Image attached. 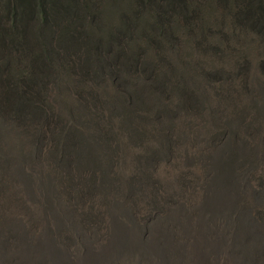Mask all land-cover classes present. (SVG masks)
<instances>
[{"label": "trees", "instance_id": "trees-1", "mask_svg": "<svg viewBox=\"0 0 264 264\" xmlns=\"http://www.w3.org/2000/svg\"><path fill=\"white\" fill-rule=\"evenodd\" d=\"M104 50L113 94L68 102L61 79ZM156 121L221 127L217 176L166 158V181L124 148ZM0 137L30 204L0 198V264L25 243L39 264H264V0H0ZM224 154L261 166L226 180Z\"/></svg>", "mask_w": 264, "mask_h": 264}, {"label": "rangeland", "instance_id": "rangeland-1", "mask_svg": "<svg viewBox=\"0 0 264 264\" xmlns=\"http://www.w3.org/2000/svg\"><path fill=\"white\" fill-rule=\"evenodd\" d=\"M106 13H115L113 12L114 7L110 6L107 8L106 6ZM105 53V54H104ZM114 52H109L104 50L102 55L97 56L92 61L84 62L83 66V74L81 78L77 75H66L65 79H61L59 83V88L62 90L63 97L68 102L79 100L82 97L85 99V96L88 97V94L92 95H100L102 94L101 90L103 86H107L104 91H109L110 94L114 89L110 87L111 85L107 84V77L104 74L107 71L108 65H115L119 62L117 57H114ZM94 56V55H93ZM94 58V57H93ZM90 60V59H88ZM240 61V60H239ZM249 61V59H247ZM121 64V63H120ZM119 64V66H120ZM235 64L234 67H236ZM118 66V68H119ZM87 70V73L85 71ZM236 71H233V73ZM235 76L233 79L238 80L240 82L246 80L244 77L240 76V72L238 75ZM224 82V80H223ZM222 82V83H223ZM231 81H226L225 85H230ZM211 110V109H210ZM205 110L201 113L202 117L200 120L198 119V125L202 123L204 120L205 122L208 120L210 113L215 114L218 110L214 109L212 111ZM192 121L195 122V117H191ZM179 121V119L177 120ZM176 124H171L169 122V129L167 130L165 124H160L159 122H150L149 124L142 123V131L139 130V125L137 126V130L139 132V138L136 139L134 142L129 143L131 139H127L126 136L122 137L121 140L123 141L122 144H125L124 148L129 147L132 145L135 152L139 153H148L149 157L151 154L154 155L153 164L157 165L156 173L164 178L166 181H172V177L167 176L163 171V165L165 159L167 158L169 171L171 173H176L178 168L185 165L186 163L189 166H185L184 169L193 168L196 171L197 175L201 174V181L203 178V173L206 169L207 175L204 177V182L207 184L212 177H216V167L220 164V155L221 153L225 152V140L227 134H221V127L215 133H201L197 134V130H195V125L193 124L194 128H191L192 133L190 134H183L185 130L184 128H180L178 122ZM211 122L207 123V126H210ZM211 129V127H209ZM199 130H203L202 128ZM198 130V131H199ZM181 131V132H180ZM212 131V129H211ZM218 132V133H217ZM211 135V138H210ZM0 140L2 138L0 137ZM6 140V139H3ZM151 143V144H150ZM151 148H155L157 151L152 153L150 150ZM132 149V148H131ZM168 150H172V154L170 156L164 157V155ZM156 157V159H155ZM262 158V157H261ZM223 162H226L230 166V171L225 173V179L232 181V179H236L238 182L240 181V174L250 171L255 166H261V161L259 159L258 162L253 163L250 166L241 168L238 163H236V158L229 159V157L224 154L222 158ZM159 162V164L157 163ZM10 166L13 167V170H10ZM17 161L12 160V156L7 148L6 143L0 145V183L5 187L4 192L0 194V198H8L10 197V193L15 194L16 197L20 196L21 199L25 196V204L30 206L27 202L28 196L25 192L21 191L22 183H20V178L16 172L18 168ZM165 166V165H164ZM167 165L165 166V168ZM6 169L9 170L6 172ZM200 169V170H199ZM23 170L26 172L25 166L23 165ZM10 175L11 177H8ZM31 176V184L32 189H36L38 187V182L36 178L40 177L39 174L36 172L32 173L30 170ZM174 176V175H172ZM26 178V176H25ZM35 178V179H34ZM39 188V187H38ZM35 195H37L35 190Z\"/></svg>", "mask_w": 264, "mask_h": 264}, {"label": "crops", "instance_id": "crops-1", "mask_svg": "<svg viewBox=\"0 0 264 264\" xmlns=\"http://www.w3.org/2000/svg\"><path fill=\"white\" fill-rule=\"evenodd\" d=\"M27 224L26 222V216H25V225ZM30 250L31 248H28L26 243H25V264H39V261H38V253L35 254V257H37V261L34 262V259H30ZM31 251H34V250H31Z\"/></svg>", "mask_w": 264, "mask_h": 264}]
</instances>
